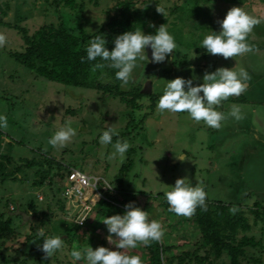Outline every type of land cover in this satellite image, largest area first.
Listing matches in <instances>:
<instances>
[{
  "label": "rangeland",
  "instance_id": "obj_1",
  "mask_svg": "<svg viewBox=\"0 0 264 264\" xmlns=\"http://www.w3.org/2000/svg\"><path fill=\"white\" fill-rule=\"evenodd\" d=\"M73 1L81 8L75 10L61 4L54 11L42 0H1V5L7 7L2 20L23 28L27 35L48 23H61L74 35L80 30L90 35L108 20L111 11H106L113 2ZM142 1L145 16L138 29L145 34H155L164 24L177 48L164 62L138 61L132 81L123 88L120 81L117 84L120 90L130 92L146 80L150 81V93L157 97L151 107L148 97L135 99L136 108L131 110L117 98L103 96L100 91L35 75L6 55L7 51H21L20 32L0 25V32L7 37V44L0 48V115L7 117L8 125L7 129L0 128V154L14 160L27 158L31 162L29 167L11 174V178H0V210L7 207L13 212L18 208L29 213L27 203L31 200L36 215L21 222L19 216L13 214L11 224L15 236L0 243V264H12L15 257L22 258L23 264H86L85 259L73 261L70 253L74 248L82 254L88 247L117 250L108 242V229L101 221L110 216L108 213L101 215L95 205L101 197L97 202L92 197L91 208L76 218L75 215L81 213L78 211L81 198L76 195L79 192L68 187L66 190V174L56 175L61 170L56 168L57 164L87 176H99L112 185V189L116 188V178H119V189L134 194L136 207L147 211L149 221L161 223L163 240L172 245V252L180 248L192 249L199 235L191 217L177 216L160 203L158 194L163 196L172 190L178 178H184L191 186L203 187L208 200L237 203L250 228L238 230L234 238L244 233L259 238L261 243L260 246H245L246 256L241 258L244 261L248 256L258 257L264 264V216L254 220L248 210L255 200L264 206V23L255 26L247 38L255 50L242 57L224 59L207 53L200 46L206 35L221 30L219 21L232 7L264 17V0H199L198 11L193 10V13L188 12L190 3L180 0L135 2ZM157 5L165 8L166 17L157 13ZM175 6L181 10L172 13L170 10ZM114 41L110 40L109 51L115 47ZM220 67L236 71L243 67L251 77L246 92L230 97L216 109L227 115L233 104L239 105L244 119L237 122L229 118L217 130L203 121H193L187 112L161 113L157 110L159 97L169 80L182 77L191 79L196 86L203 83L206 72ZM86 80L113 84L112 76L104 79L91 70ZM69 120L77 135L65 148L57 150L48 140ZM109 128H114L118 135H113L112 143L103 145L100 136ZM117 141H127L131 145L123 159L115 153ZM178 154L186 159L181 161ZM128 160L131 161L129 169L119 171ZM7 170L12 171V166ZM13 202L20 206H13ZM69 223H77L78 227L67 236L64 231ZM41 227L45 237L63 233L66 239L64 247L48 259L37 247L43 244L44 237H37ZM27 234L30 238L25 241ZM113 238H116L114 234ZM127 250L121 251L127 254ZM138 252L131 255H138ZM212 264H228V256L222 253Z\"/></svg>",
  "mask_w": 264,
  "mask_h": 264
},
{
  "label": "clouds",
  "instance_id": "obj_2",
  "mask_svg": "<svg viewBox=\"0 0 264 264\" xmlns=\"http://www.w3.org/2000/svg\"><path fill=\"white\" fill-rule=\"evenodd\" d=\"M156 11L167 16V12L162 6L157 5ZM219 23L221 30L206 35L200 46L213 56L235 59L255 50V47L247 42V38L255 26L264 23V17L250 15L241 7H232ZM150 27H155V25H150ZM114 43L115 47L109 51L105 47L106 40L101 36H96L86 48L87 59L96 61L99 58L101 61L108 62L107 66L116 70L115 77L121 82L122 88L132 81V73L138 66V61L148 60L145 54L146 47L151 49V62L153 63L164 62L166 57L173 54L177 48L174 37L164 24L157 29L155 34H145L139 29L127 31L118 35ZM6 44L7 37L0 32V48ZM83 59L82 57V61ZM104 67V63H96L92 71L95 72ZM250 79L249 73L243 67L238 71L220 67L214 72H206L203 76V83L196 86H193L191 79L176 77L166 84L164 93L157 103V110L161 113L165 111L187 112L193 121L197 123L203 121L207 126L219 130L222 127V122L229 118L237 122L244 119L242 108L239 105L233 104L227 115L216 109L230 97H239L246 92ZM186 87L187 90H185ZM7 126V117L0 115V128L7 129ZM76 135L77 130L72 127V121L69 120L64 127L55 132L48 140V144L61 150L72 142ZM113 135H118L114 128L104 131L100 136V143L103 145L112 143ZM130 147L131 145L127 141H117L114 145L115 153L123 159ZM177 157L181 161L186 159L180 154ZM104 187L109 190L113 188L107 183ZM165 197L169 204L168 210L177 216L190 218L194 215L197 207L207 210V193L203 187L191 186L185 182L184 178H178L172 190L165 192ZM99 198L97 193L96 202ZM125 208L127 210L123 215L116 214L101 220L108 229V242L114 244L117 250L104 246L95 249L88 247L82 254L81 251L74 248L70 253L74 262L85 259L86 264H142L139 255H127L121 250L135 249L139 245L149 246L151 242H161L164 229L158 221H149L147 211L135 207L133 202L126 204ZM230 211L235 213L236 209L232 208ZM84 219L79 222L82 223ZM37 237H44L42 246L37 245V247L44 253L45 259L52 257L64 247L61 237H45V230L42 227L38 230ZM35 241L33 240V242Z\"/></svg>",
  "mask_w": 264,
  "mask_h": 264
},
{
  "label": "trees",
  "instance_id": "obj_3",
  "mask_svg": "<svg viewBox=\"0 0 264 264\" xmlns=\"http://www.w3.org/2000/svg\"><path fill=\"white\" fill-rule=\"evenodd\" d=\"M90 1L95 3L96 0ZM135 1L113 0L111 6L106 11V13L111 11L108 20L90 35H84L82 30L74 35L71 31H67L61 23L57 25L53 23L42 24L31 35H27L23 28H19L17 25L2 20V17L6 14L7 7H3L0 2V25L13 28L17 32L19 31L23 43L21 51H7L6 55L35 75L46 80L100 91L103 96L117 98L131 110L136 108L135 99L148 97L149 107H151L154 101L157 100L156 96L152 93L140 94L139 86L133 88L130 92L120 90L117 84L118 80L115 77L116 70L108 67V62L101 61L99 58L96 61H89L86 53L87 46L96 36L105 37V47L109 50L111 39L115 40L118 35L127 31H136L141 26L142 17L145 16L144 1L139 3ZM180 1L190 3L191 6L188 12L193 13V10L198 11L199 0ZM42 2L54 11L61 4L70 9L74 8L78 10L81 8L73 0H42ZM4 3L6 4V1ZM180 10L181 7L175 6L170 11L176 13ZM82 57L84 58L83 61ZM96 63H104L105 67L103 69H97L93 74L104 79L112 76L113 84L110 82L112 85L109 82L102 83L99 80L88 83L86 80L87 73L90 70L92 71ZM129 152L130 150L127 151V154ZM130 164L131 161L128 160V163L122 166L119 171H127ZM30 165L31 162L27 158L14 160L6 154H0V178L10 177L14 172H19L21 168L29 167ZM9 166H12V171L7 170ZM56 166L59 170L61 168L60 171H57V176H61L63 173L67 174L69 171L67 167H62L60 164ZM39 180H41V177ZM116 183L115 189H105L102 192L103 197L95 203L101 215L106 213L109 216L116 214L123 215L127 210L125 205L130 202L131 198H133L131 202L134 203V206L136 207L137 205L133 193L123 192L119 189V178H116ZM118 194H120L119 198ZM158 195L161 196L160 203L169 209L165 195L162 196L160 193ZM260 203V201L255 200L252 203L253 207L248 209L252 213L254 220L261 219L264 216V206ZM14 205L17 207L19 203H14ZM27 206L30 209V215L34 218L36 216L35 205L30 200ZM58 207L61 209V205L58 204ZM206 207V211L197 207L194 215L191 216L199 233L197 244L192 249L180 248L176 252H172V245L165 243L162 239L161 242H151L149 246L139 245L135 250L128 249L127 254L131 255V253L139 251L137 254L140 256L142 264H212L222 253L228 256V264H249L250 261H254L255 264H261L258 257L253 258L252 256H248L244 261L241 258L246 256L245 246H260L261 243L259 238L255 239L252 235H246L244 233L237 239L234 238V234L238 230L244 231L250 228V224L240 205L237 203L222 202L220 200H208L206 198ZM232 208L236 209L235 213L230 211ZM13 214L15 213L7 209V207L4 210H0V243L7 238L15 236L11 224ZM16 215L20 218L19 214ZM77 227V223H69L65 227L64 234L69 236L68 232L76 230ZM59 237L66 240L63 237V233L61 235L59 233ZM29 238L30 235H25V241ZM239 256L240 259L238 258ZM14 260L12 264H23L24 261L18 257H15ZM2 261L5 262L7 259L2 258Z\"/></svg>",
  "mask_w": 264,
  "mask_h": 264
},
{
  "label": "built area",
  "instance_id": "obj_4",
  "mask_svg": "<svg viewBox=\"0 0 264 264\" xmlns=\"http://www.w3.org/2000/svg\"><path fill=\"white\" fill-rule=\"evenodd\" d=\"M65 180L67 182V185L65 186L66 190L68 187L72 191L79 192L76 195L81 198L78 209L81 213L80 215L77 213L75 215L76 218L82 217V215L91 208V205L94 204L92 197L95 198L97 193L99 194V197H103L102 192L107 189L104 187L106 186V182L102 180L101 177L87 176L81 171L72 168L69 169L66 174ZM102 187H104V189H102Z\"/></svg>",
  "mask_w": 264,
  "mask_h": 264
},
{
  "label": "water",
  "instance_id": "obj_5",
  "mask_svg": "<svg viewBox=\"0 0 264 264\" xmlns=\"http://www.w3.org/2000/svg\"><path fill=\"white\" fill-rule=\"evenodd\" d=\"M145 54L148 57V59H151V49L150 47H146L145 48ZM151 92L150 89V81L146 80L145 82H143V84L141 85L140 89H139V93L140 94H149ZM13 213L15 214H19L20 215V220L21 222H24L26 219L30 220L31 215L29 213H25V211L16 208Z\"/></svg>",
  "mask_w": 264,
  "mask_h": 264
}]
</instances>
